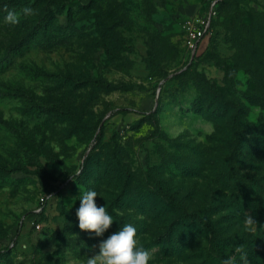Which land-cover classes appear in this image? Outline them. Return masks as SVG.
Here are the masks:
<instances>
[{"label": "rangeland", "instance_id": "rangeland-1", "mask_svg": "<svg viewBox=\"0 0 264 264\" xmlns=\"http://www.w3.org/2000/svg\"><path fill=\"white\" fill-rule=\"evenodd\" d=\"M125 224L149 264H264V0H0V264H86Z\"/></svg>", "mask_w": 264, "mask_h": 264}, {"label": "clouds", "instance_id": "clouds-1", "mask_svg": "<svg viewBox=\"0 0 264 264\" xmlns=\"http://www.w3.org/2000/svg\"><path fill=\"white\" fill-rule=\"evenodd\" d=\"M5 22L18 24L20 14L7 10ZM25 16L35 14V10L25 6L21 10ZM95 190H84L80 194V205L76 210L79 220V228L103 236L105 231L113 223V217L109 215L105 206H98ZM244 227L247 231H253L258 221L250 214L245 213ZM238 254V257H237ZM151 252L138 243L137 229L131 224H125L117 232L111 234L107 239L100 241L98 251L88 256L86 264H149ZM221 264H251L248 253L243 245L235 248V254L227 256Z\"/></svg>", "mask_w": 264, "mask_h": 264}, {"label": "trees", "instance_id": "trees-1", "mask_svg": "<svg viewBox=\"0 0 264 264\" xmlns=\"http://www.w3.org/2000/svg\"><path fill=\"white\" fill-rule=\"evenodd\" d=\"M22 44H23V41L21 40V41L15 43V44L12 46V49H17V48L20 47ZM176 75H177V74H174L172 77H175ZM126 112H127L126 108L117 109V110H115V111H113V112L111 113V117H112L113 115H115V114H118V113L125 114ZM106 121H108V119L104 120L102 126H104V124H105ZM186 217H187V218H191V219H196V220H199V219H200L199 215L196 214V213H194V212L189 213V214H186Z\"/></svg>", "mask_w": 264, "mask_h": 264}, {"label": "built area", "instance_id": "built-area-1", "mask_svg": "<svg viewBox=\"0 0 264 264\" xmlns=\"http://www.w3.org/2000/svg\"><path fill=\"white\" fill-rule=\"evenodd\" d=\"M202 35H203V32L200 29H198V28H194L191 31V37L193 39H198Z\"/></svg>", "mask_w": 264, "mask_h": 264}]
</instances>
